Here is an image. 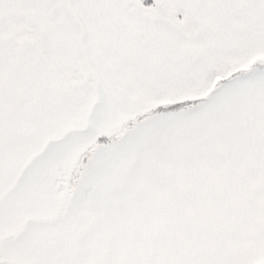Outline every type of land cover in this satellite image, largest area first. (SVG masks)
I'll use <instances>...</instances> for the list:
<instances>
[{"label": "snow or ice", "instance_id": "snow-or-ice-1", "mask_svg": "<svg viewBox=\"0 0 264 264\" xmlns=\"http://www.w3.org/2000/svg\"><path fill=\"white\" fill-rule=\"evenodd\" d=\"M0 264H264V0H0Z\"/></svg>", "mask_w": 264, "mask_h": 264}]
</instances>
